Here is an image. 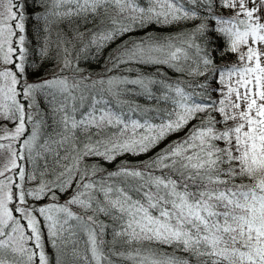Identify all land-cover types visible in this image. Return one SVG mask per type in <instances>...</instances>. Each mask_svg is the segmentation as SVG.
<instances>
[{
    "label": "snow or ice",
    "instance_id": "obj_1",
    "mask_svg": "<svg viewBox=\"0 0 264 264\" xmlns=\"http://www.w3.org/2000/svg\"><path fill=\"white\" fill-rule=\"evenodd\" d=\"M147 3L142 7L137 0H32L28 6L43 9L35 18L43 21L46 33L34 51L46 59L53 27L69 17H100L103 12L89 40L97 48L137 26L199 19L200 24L177 37L132 42L113 61V67L132 61L168 65L190 79L110 77L89 86L57 75L29 82L28 69L35 63H29L26 23L31 17H26L22 0H0V120L15 124L12 130L0 129V141H9L0 143V152L9 153L0 167V264H49L43 230L53 247H58V240L66 246L74 243L73 220L87 234L90 257H81L86 264H112L103 250L108 225L99 221L101 214L112 221L113 244L123 240L167 245L189 253L197 264H264V0ZM209 21L215 26L210 28ZM64 53L61 73L72 70L69 50L64 48ZM227 53L235 54L236 61L218 63ZM97 83L108 87L91 96L83 94ZM126 85L136 86L157 105L122 100L132 91ZM52 89L55 92L48 95L55 100L59 93L63 100L53 105L54 130L34 156L44 124L36 118V95ZM75 90L81 95H74ZM28 125L31 131L25 136ZM185 128L183 138L148 160L138 166L123 163L99 180L95 176L103 169L83 164L86 157L113 162L124 154L146 155ZM60 148L65 149L63 157ZM47 153H53L58 164L68 162L52 179L47 178V162L43 169L37 163ZM25 158L32 171L18 163ZM245 178L251 183L243 182ZM26 182L33 186L25 187ZM73 182V194L60 204L57 193ZM29 198L52 202L37 207ZM74 204L92 215L74 213ZM73 255L79 257L75 248ZM127 259L136 264H189L188 259L162 251L142 255L139 248Z\"/></svg>",
    "mask_w": 264,
    "mask_h": 264
},
{
    "label": "trees",
    "instance_id": "obj_2",
    "mask_svg": "<svg viewBox=\"0 0 264 264\" xmlns=\"http://www.w3.org/2000/svg\"><path fill=\"white\" fill-rule=\"evenodd\" d=\"M26 4V17H31V19L27 20V38L30 42V51L32 55L29 57V63L35 61L31 68L28 69V80L29 82H38L43 79L52 78L53 76H67L70 82L75 80H83L84 85L91 86L93 81H107L110 77H127L128 79H135L138 76H147L155 79H164L168 78L169 80H176L178 77L181 79H190L186 75L181 76L180 73L176 72L174 69L170 68L168 65L163 64H152V63H144L138 61H132L128 63H121L118 67H113V61L115 57L118 55L120 51L124 49L125 46L128 48L132 47V42L140 43L141 41L145 43L153 42L156 40L163 41L169 37H177L180 34L191 31L196 25L200 24L201 21L199 19L196 20H181L176 21L174 23H151L145 24L143 27H135L132 31L125 33L123 35L116 36L113 40L106 43L103 47L97 48L94 45L89 44V40L91 39V35L93 32L98 30L100 26V21L103 18V12L100 17H95L92 14L87 16H79V17H69L55 25L52 29L50 40L51 44L49 46V54L46 59H41L36 52L34 51L38 45L42 44L43 38L46 33L42 30L43 21H37L35 18V13L38 11H42L43 9L38 7H31L28 5L32 4V0H22ZM137 3L142 7H147V0H137ZM186 7H191L186 4ZM115 9L109 8V14L115 15ZM201 14H203L204 10L200 9ZM218 12H224L225 15H228L229 12L223 8L217 7ZM209 27H214V22L209 21ZM59 33V36L57 35ZM83 34L82 36L80 34ZM209 36H214L213 33H209ZM152 38V41L149 38ZM60 41L59 45L57 41ZM221 44H223V40H221ZM64 48L69 50V59L72 61V70H65L63 73L60 72V67L62 61L64 59L65 53ZM155 55V54H154ZM236 56L232 53L224 54V60L218 61V63L223 62H235ZM78 69V71H76ZM198 82H203L201 78ZM209 82L213 87L216 86L215 82L211 79ZM83 87V85H82ZM107 84L97 83L94 88L89 87L85 89L83 94L87 96H91L96 92H99L101 89H106ZM132 91L122 95L120 98L122 100L128 101L133 104H139L142 106H153L157 105L155 100H149L146 96H143L139 93V89L133 85L123 86ZM55 92V89L45 90L44 92L37 93L36 101L38 105L37 119H43L44 124L41 127V138L37 142V145L34 148L33 155L35 156L36 151H40L39 145L47 139L48 135L51 134L54 130V116L52 112L53 105H58L62 102L63 97L56 93L55 100L51 95H48V92ZM153 92L159 94L158 86H153ZM74 95H81L80 90H75ZM105 98L111 99L107 92L104 93ZM215 95V94H213ZM78 104V101H77ZM160 107H167V105L161 103ZM86 110V108L84 109ZM33 111H37V109H33ZM196 123V121H193ZM8 126L10 129H13L15 124L13 122L7 120H0V129L2 127ZM7 127V128H8ZM28 131L25 133V136L30 134L31 125H28ZM191 127V124L188 126ZM188 131L185 128L183 131L173 133L168 136L161 144L154 149L153 151L147 153L146 155L136 156L133 154H124L122 156L117 157V159L113 162L106 161L102 157H86L83 161L84 165L92 166L96 165L103 169L102 172H98L95 176V179L99 180L102 177L106 176L108 172L115 171L117 167L123 163H127L129 165L138 166L142 161L148 160L150 157L154 156L157 152L160 151L161 148L165 147L167 144L171 143L174 140H178L184 137L186 132ZM2 134V132H0ZM3 135V134H2ZM0 135V136H2ZM0 143H9V141L4 140L0 141ZM17 148L19 145H15ZM60 157L66 155L65 149H58ZM0 162L4 163V161L8 160L9 153L5 150L1 152ZM25 156L27 153L25 152ZM47 162L48 167L50 169V174L47 177L48 179L54 178L53 173H59L63 171L62 165L68 163L67 161L60 160L59 164L57 163L56 156L53 153H47L43 155V158L38 160L37 163L43 169V165ZM18 163H22L25 171H32V165L25 158L23 161H18ZM241 181H237L240 183ZM245 183H251L250 180L245 178L243 181ZM32 182H26L25 187H32ZM76 188L75 182H73L72 186L65 191L64 193H57L58 202L63 204L74 192ZM102 199V197H101ZM50 198H44L39 201H33L29 198L30 205L41 206L47 203H51ZM71 210L82 216L92 215L91 211L85 212L79 205H71ZM99 221L104 222L108 225L106 229L103 240L104 244V252L105 255L112 261V264H136L135 261L127 259V254L132 252L134 253L136 249L141 250L142 255H147L149 250L162 251L165 253L173 254L178 257H182L189 260V264H197V261L194 257H192L189 253L174 250L172 247L167 245H159L156 243H148L141 242L132 244H126L123 240H119L115 244H113V234H112V221L104 216L103 214L99 215ZM75 229V235L71 237V240L74 243H68L66 246L61 243V241H57L58 247H53L50 242L47 230H43V244L45 254L48 256L49 264H56L57 259L62 261V264H86V262L81 258L85 255L90 257V252L88 251L87 245V234L82 231L79 227H77V222L75 220L70 221ZM67 237L68 234L65 233ZM79 253V257L73 255V249ZM111 250V251H110ZM125 253L124 256L115 255L113 253ZM138 259V258H137ZM106 264V262H104Z\"/></svg>",
    "mask_w": 264,
    "mask_h": 264
},
{
    "label": "rangeland",
    "instance_id": "obj_3",
    "mask_svg": "<svg viewBox=\"0 0 264 264\" xmlns=\"http://www.w3.org/2000/svg\"><path fill=\"white\" fill-rule=\"evenodd\" d=\"M7 127H8V126H6V127L4 126V127H2V129H3V128H7ZM14 127H15V126H14ZM7 129L12 130V129H10L9 127H8ZM0 132H2V134L4 135L3 131H0ZM2 134H0V135H2ZM1 154H2V153L0 152V156H1ZM6 162H7V160L4 161V163H1V162H0V167H3L4 164H5Z\"/></svg>",
    "mask_w": 264,
    "mask_h": 264
}]
</instances>
